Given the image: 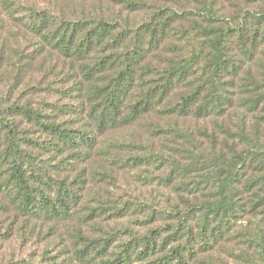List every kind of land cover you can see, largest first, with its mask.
<instances>
[{"label":"trees","instance_id":"obj_1","mask_svg":"<svg viewBox=\"0 0 264 264\" xmlns=\"http://www.w3.org/2000/svg\"><path fill=\"white\" fill-rule=\"evenodd\" d=\"M230 3L236 7V20L224 23L203 4L200 42L182 59H173L157 83L148 56L158 49L166 22L134 28L92 18L72 21L45 9L23 8L32 17L30 29L46 45L85 63V92L97 129L130 124L151 111L174 119L193 116L212 125L174 128L186 146L178 157H171L167 174L184 191L202 190L208 184L211 195L193 194V199L167 206L125 203L108 216L132 215L155 227L144 233L131 228L103 231L98 238L81 231L73 257L104 264H193L197 254L234 240L243 244L234 255L237 264H264V0ZM21 118L41 126L48 138L35 139L22 129ZM197 131L204 140L196 137ZM96 145L91 126H69L49 119L39 108L0 99V189L16 216L96 223L106 215L103 203L84 211L76 208L81 175L73 180L63 174L68 164L89 158ZM144 155L126 160L148 165L164 159L160 154ZM49 257L42 264H59L55 256Z\"/></svg>","mask_w":264,"mask_h":264},{"label":"rangeland","instance_id":"obj_2","mask_svg":"<svg viewBox=\"0 0 264 264\" xmlns=\"http://www.w3.org/2000/svg\"><path fill=\"white\" fill-rule=\"evenodd\" d=\"M10 2L17 6L10 5ZM203 4L210 5L224 18L220 23L236 20V7L230 0H0V99L7 104L16 102L21 106L39 108L49 119L67 122L69 126H91L96 148L84 161L68 164L69 169L63 174L73 180L81 175L79 186L82 190L76 208L84 211L103 203L107 212L96 223L88 220L80 223L76 220H26L16 216L0 189V264H42L50 259L49 256H55L59 264H104L103 261L93 263L73 257L76 242L82 240L81 231L85 236L98 238L112 230L131 228L144 233L154 226L144 225L132 215L108 216L116 208H122L125 203L135 206L142 201L166 206L182 204L187 198L193 199V194L201 198L211 195L207 191L208 184L202 190L184 191L175 179L167 177L172 169L171 157H178L182 145L186 146L182 144L185 140L174 135V128L178 124H185L189 130L207 125L211 128L210 121L204 123L193 116L185 120L173 116L177 118L174 119L163 112L151 111L139 121L105 131L97 129L85 92L87 83L82 73L85 63L46 45L42 37L30 29L32 17L22 11L23 8L45 9L57 18L72 21L92 18L134 28L145 22H166L165 31L159 33L158 49L148 56L152 77L157 83L162 80L159 75L173 59H182L185 52L189 54L200 42L204 33L201 24H205L204 16L199 15L204 11ZM143 29L139 31L144 34ZM58 106L62 109L59 110ZM20 121L22 129L35 139L48 138L40 130L41 126L24 118ZM196 137L204 140L199 131ZM147 153L163 155L164 159L161 162L153 160L148 165H131L132 160H126ZM169 180H174L172 185ZM188 188L192 190L193 186L190 184ZM160 222L162 220L158 224ZM235 225L239 227V224ZM241 246L240 241L234 240L224 246L217 245L212 251L197 254V261L193 264H208L210 261L237 264L239 261H235L234 255Z\"/></svg>","mask_w":264,"mask_h":264}]
</instances>
